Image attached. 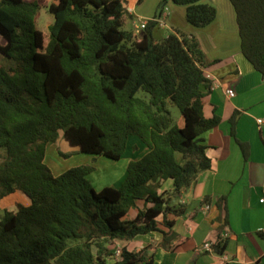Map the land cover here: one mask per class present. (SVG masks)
Here are the masks:
<instances>
[{
	"label": "trees",
	"instance_id": "1",
	"mask_svg": "<svg viewBox=\"0 0 264 264\" xmlns=\"http://www.w3.org/2000/svg\"><path fill=\"white\" fill-rule=\"evenodd\" d=\"M171 1L194 27L217 13L201 0ZM229 2L241 52L264 77V0ZM40 9L53 16L46 44ZM126 15L123 0H0V199L16 190L29 199L3 210L0 264H154L151 245L115 241L161 231L166 246L169 216L185 213L172 200L210 167L200 136L219 119L202 113L212 81L197 37L177 30L156 40L154 19L136 36L123 28ZM59 132L94 157L118 160L129 135L147 152L127 163L118 187L96 191L92 164L54 175L45 163ZM167 180L172 189L160 191ZM137 200L149 205L127 219ZM225 243L210 249L222 254Z\"/></svg>",
	"mask_w": 264,
	"mask_h": 264
},
{
	"label": "crops",
	"instance_id": "2",
	"mask_svg": "<svg viewBox=\"0 0 264 264\" xmlns=\"http://www.w3.org/2000/svg\"><path fill=\"white\" fill-rule=\"evenodd\" d=\"M201 1L214 5L217 11L204 27L189 24L185 6L171 0H123L127 13L124 25L136 36L143 29L135 28V23L148 22L162 14L164 24L156 23L152 28L156 40L177 30L197 37L207 57L206 73L212 81L211 91L203 98L202 113L205 118L217 117L219 121L200 136L210 167L172 200L185 208L183 215L169 216L173 221L172 240L166 238V246H162L163 234L155 231L127 241L116 240L115 245L135 251L151 245L154 264H264V202H259L264 197V126L259 129L256 125V118L264 116V77L241 52L229 0ZM50 144L69 157L80 152L65 138L57 137ZM145 152L138 137L129 135L125 151L116 160L123 164L117 175L113 174V186L122 183L127 163ZM104 184L97 187L101 189ZM171 189V181L161 182L160 191ZM10 195H14L10 198L13 202L29 204V199L17 190ZM148 205L137 200L126 218L133 219L137 208ZM159 227L169 232L168 228ZM223 233L227 235L222 254L205 248Z\"/></svg>",
	"mask_w": 264,
	"mask_h": 264
},
{
	"label": "rangeland",
	"instance_id": "3",
	"mask_svg": "<svg viewBox=\"0 0 264 264\" xmlns=\"http://www.w3.org/2000/svg\"><path fill=\"white\" fill-rule=\"evenodd\" d=\"M52 20H53V16L50 13H48L45 9L39 10L38 15H37L36 27L43 32L45 44L48 41L47 27L52 22ZM123 28L126 29L130 27L128 26L126 27L124 25ZM171 111H172L173 116L176 119L181 118L180 113L176 107L174 106L171 107ZM58 137H60L61 139L63 138L62 132H59ZM97 157H94L90 154L79 152L73 157L62 158L58 154V149L53 144H49L46 147L45 163L51 169L54 175H58L64 172L65 170H67L68 168L73 167L75 165L92 164L94 167V171L87 176V180L91 183L93 188L96 191H98V189L100 190V188L98 187H100L102 183H105L104 184L105 186L114 185L113 182L115 180H113V176L117 175V171H119V166L123 164V161L116 163L117 162L116 160H113V159H110L104 156H97ZM1 159L2 158H0V160ZM122 169H125V168H122ZM11 197H14V195L8 194L7 196L2 197L0 199V218L3 216L4 209L8 211H15L18 205H21V202L19 201L13 202L10 199ZM116 245L115 247H117Z\"/></svg>",
	"mask_w": 264,
	"mask_h": 264
},
{
	"label": "built area",
	"instance_id": "4",
	"mask_svg": "<svg viewBox=\"0 0 264 264\" xmlns=\"http://www.w3.org/2000/svg\"><path fill=\"white\" fill-rule=\"evenodd\" d=\"M158 24H160V25H163L164 24V18H163V16H162V14L161 15H157L155 18H153ZM146 24H147V22H142V23H140V25H138L137 23H135V28H141V29H144L145 28V26H146ZM205 76L207 77V78H209L210 76H209V74L208 73H206L205 74ZM229 94L230 95H233V92H232V90H230L229 91ZM256 125H257V127L259 128V129H261L263 126H264V116H261V117H257L256 118ZM259 202H261V203H263L264 202V197L263 198H260L259 199ZM226 233H223V234H221V236H220V239L221 240H223L225 237H226ZM212 244H206V246H205V248L206 249H210V246H211ZM118 253H119V251H117V255H118Z\"/></svg>",
	"mask_w": 264,
	"mask_h": 264
},
{
	"label": "water",
	"instance_id": "5",
	"mask_svg": "<svg viewBox=\"0 0 264 264\" xmlns=\"http://www.w3.org/2000/svg\"><path fill=\"white\" fill-rule=\"evenodd\" d=\"M79 148V150H81V148L80 147H78Z\"/></svg>",
	"mask_w": 264,
	"mask_h": 264
}]
</instances>
